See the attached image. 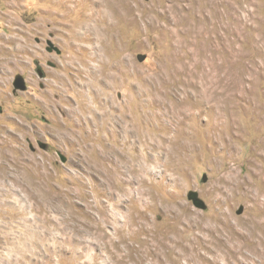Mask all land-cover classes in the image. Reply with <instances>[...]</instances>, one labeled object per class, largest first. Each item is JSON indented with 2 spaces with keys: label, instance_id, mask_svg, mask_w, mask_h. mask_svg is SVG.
<instances>
[{
  "label": "rangeland",
  "instance_id": "374dc122",
  "mask_svg": "<svg viewBox=\"0 0 264 264\" xmlns=\"http://www.w3.org/2000/svg\"><path fill=\"white\" fill-rule=\"evenodd\" d=\"M262 251L264 0H0V264Z\"/></svg>",
  "mask_w": 264,
  "mask_h": 264
},
{
  "label": "water",
  "instance_id": "95a60500",
  "mask_svg": "<svg viewBox=\"0 0 264 264\" xmlns=\"http://www.w3.org/2000/svg\"><path fill=\"white\" fill-rule=\"evenodd\" d=\"M139 60L142 62L145 60V57L144 56H139ZM14 87L15 89L17 90H21V91H25L27 89V86L25 84V80L23 79V77L21 76H18L15 80V84H14ZM197 205L199 207H202L203 206V203L202 202H197Z\"/></svg>",
  "mask_w": 264,
  "mask_h": 264
},
{
  "label": "bare ground",
  "instance_id": "6f19581e",
  "mask_svg": "<svg viewBox=\"0 0 264 264\" xmlns=\"http://www.w3.org/2000/svg\"><path fill=\"white\" fill-rule=\"evenodd\" d=\"M257 221V220H256ZM255 221V222H256ZM252 222V221H251ZM247 224V223H246ZM252 224V223H251ZM253 225V224H252ZM247 226V225H246ZM215 227V226H214ZM252 227V226H251ZM249 228H250V226H249ZM260 228V227H259ZM262 228V227H261ZM252 230V229H251ZM248 231V230H247ZM262 231V230H261ZM252 232V231H251ZM254 232V231H253ZM235 235V234H234ZM258 235V234H257ZM247 237V236H246ZM245 237V238H246ZM250 238V237H249ZM250 241H252L251 239H250ZM254 243V242H253ZM258 243H259V241H258ZM257 243V244H258ZM230 245V244H229ZM260 245V244H259ZM245 246V245H244ZM251 246H253L252 244H251ZM235 247V246H234ZM243 247V246H242ZM255 247V246H254ZM253 247V248H254ZM231 248V247H230ZM233 249V248H232ZM242 249V248H241ZM226 251V250H225ZM241 251V250H240ZM255 251V250H254ZM235 253V252H234ZM237 253V252H236ZM262 254L261 255H263L264 254V251H262L261 252ZM257 254V253H256ZM264 256V255H263ZM208 257V256H207ZM207 257H205L204 258V261H207V259H209V258H207ZM225 258V257H224ZM232 258V257H231ZM197 260V259H196ZM218 259H217V256L216 255H213V257H211L210 258V261H211V264H220V263H217L216 261H217ZM220 260V259H219ZM199 261V260H198ZM236 262V261H235ZM223 264H233L230 260H226V261H224L223 262Z\"/></svg>",
  "mask_w": 264,
  "mask_h": 264
},
{
  "label": "flooded vegetation",
  "instance_id": "af4514ba",
  "mask_svg": "<svg viewBox=\"0 0 264 264\" xmlns=\"http://www.w3.org/2000/svg\"><path fill=\"white\" fill-rule=\"evenodd\" d=\"M40 73H42V72H40Z\"/></svg>",
  "mask_w": 264,
  "mask_h": 264
}]
</instances>
